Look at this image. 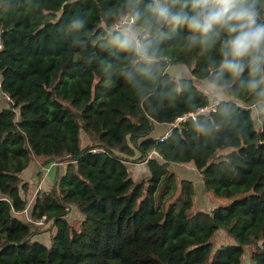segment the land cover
Here are the masks:
<instances>
[{
    "label": "trees",
    "instance_id": "16d2710c",
    "mask_svg": "<svg viewBox=\"0 0 264 264\" xmlns=\"http://www.w3.org/2000/svg\"><path fill=\"white\" fill-rule=\"evenodd\" d=\"M151 2L0 0V264H264V100L226 72L222 94L202 91L222 53L190 48L183 26H154L151 58L117 51L109 32L118 17ZM255 3L264 21V0ZM171 66L191 77L172 76ZM216 100L215 112L200 113ZM191 113L196 120L159 142L156 126ZM41 157L62 164L31 210L33 222L46 217L43 232L54 230L49 245L19 218L32 188L22 174ZM129 164L150 177L136 180ZM187 164L230 203L198 211L194 182L170 169ZM220 232L232 242L215 249Z\"/></svg>",
    "mask_w": 264,
    "mask_h": 264
},
{
    "label": "clouds",
    "instance_id": "9594fccd",
    "mask_svg": "<svg viewBox=\"0 0 264 264\" xmlns=\"http://www.w3.org/2000/svg\"><path fill=\"white\" fill-rule=\"evenodd\" d=\"M259 16L255 0H186L176 9L168 0H152L147 12L133 7L118 17L109 32V43L117 51L151 58L156 54L154 40L145 36L154 26H183L189 33L186 39L190 48L207 51L219 45L222 70L209 78V89L222 94L230 77L264 100V21ZM138 21L144 34L138 30ZM83 23L82 18H76L73 27L82 28ZM163 34L161 31L157 36ZM144 71L150 74V69Z\"/></svg>",
    "mask_w": 264,
    "mask_h": 264
},
{
    "label": "rangeland",
    "instance_id": "374dc122",
    "mask_svg": "<svg viewBox=\"0 0 264 264\" xmlns=\"http://www.w3.org/2000/svg\"><path fill=\"white\" fill-rule=\"evenodd\" d=\"M139 30V29H138ZM169 73L174 76V77H177V78H190L191 77V74H190V70L184 66H171L170 69L168 70ZM208 84V82H207ZM207 84H202L199 82V87L200 89H202V91H204L209 97L210 96H217L216 92L209 89ZM217 98V97H216ZM6 103H7V100L5 98H2V100L0 101V104L2 106H6ZM85 138H86V135L85 133L82 131L81 132V145L84 146L85 144ZM48 161V159H46ZM53 161H56L58 162L59 160L55 159V160H51L49 159L48 162H46L44 165L42 164V167L40 170H38V172L34 171V170H31L32 173L30 174V176L35 172L37 177H40V174L42 173L44 175V183L41 185H37L35 188H34V191H33V195L30 196V200H29V204L30 202L33 201V197H35L39 191V189H44V190H51L52 186H53V183L56 179L55 177V169L58 168V167H51L50 168V164H52ZM180 166H175L174 168V171H175V174L177 175V177L179 179H187V177H184L182 174L183 170L182 168H179ZM50 168V169H49ZM55 168V169H54ZM43 169V171H42ZM46 169H48L46 171ZM42 171V172H41ZM177 172V173H176ZM34 173V174H35ZM42 174H41V177H42ZM27 177V176H25ZM32 179L34 181H36L35 179V175L32 176ZM191 179V178H190ZM137 180H140V179H137ZM42 181V182H43ZM48 182V183H47ZM205 197L208 198V199H205L204 198V194L202 193L201 195V203L203 201H205V203L207 204L206 207H201L199 208L200 210H205V211H209L213 208V206H218V205H222V206H225V205H228L230 202L228 200H225V199H219V198H216L213 196V194L211 192H207L205 194ZM28 204V206H29ZM196 206V205H195ZM30 207V206H29ZM198 207V206H197ZM195 207V208H197ZM198 210V209H197ZM82 219V215L76 211L75 213H71V223L74 225V226H78V223L80 222V220ZM30 222V221H29ZM39 231V230H37ZM54 234V230H48V231H40L38 232L37 235H35L34 239H37L39 241H41L42 243L44 244H50L51 243V237L52 235ZM214 246H215V249H219L221 248L222 246H226L228 244H230L232 241L231 239L224 233V232H220L218 233L214 239ZM251 249L252 247L248 248L246 250V253L244 255V258H243V261L244 263H247L249 262V259H250V253H251Z\"/></svg>",
    "mask_w": 264,
    "mask_h": 264
},
{
    "label": "crops",
    "instance_id": "0c3cea01",
    "mask_svg": "<svg viewBox=\"0 0 264 264\" xmlns=\"http://www.w3.org/2000/svg\"><path fill=\"white\" fill-rule=\"evenodd\" d=\"M171 127H174V125H172V126H163V125H158V126H156V131H155V133L158 135V137H159V135H160V137H161V134H162V136L163 135H165L166 133H169L170 132V130H171ZM87 144H89V140H88V138L86 137L85 138V144H84V146L85 145H87ZM46 159H48V161H49V159H51V160H55L54 158H49V157H41V158H38L37 160H36V162L33 164V166L32 167H30V168H28L26 171H24L23 172V174H22V178L24 179V180H26V181H28V182H30V183H32V188H31V191H30V195H28L27 196V199L28 200H30V196L31 195H33V191H34V188L37 186V185H41V183L43 184L44 183V181H43V179H44V175L42 174V177H41V179L40 180H38L39 179V177H37V175H36V173L34 174H32L31 176H30V174L32 173V171L31 170H34V171H36V172H38V170H40L43 166H42V164L44 165L46 162H48ZM54 162H56V161H53L52 163H54ZM62 165V164H61ZM130 166H129V168L131 169V171H132V175H133V177L137 180V179H140V180H142V179H144V178H149L150 177V171H149V169L147 168V166L146 165H144V164H129ZM175 166H180L179 168H182V170H183V176L184 177H187V179H190V180H192L193 182H194V185H195V187H196V191H197V197H196V207H197V209H198V211H202V210H200L199 208H201V207H206L207 206V204L205 203V201H203L202 203H201V195H202V193L204 194V198L205 199H208V198H206L205 197V194L207 193V189H206V187H205V184H204V181H203V176H202V174L199 172V171H197V169L193 166V164H187V165H172L171 167H170V169H171V171L173 172V173H175V171H174V168H175ZM174 167V168H173ZM44 168V167H43ZM50 169V168H49ZM55 169V168H54ZM48 169H46V171H47ZM55 170H57V168L55 169ZM42 171H43V169H42ZM41 171V172H42ZM56 172V171H55ZM177 173V172H176ZM33 175H35V179H36V181H34L33 179H32V176ZM25 176H27V177H25ZM55 176H56V173H55ZM43 181V182H42ZM39 182V183H38ZM48 183V182H47ZM40 190V189H39ZM40 191H48V190H44V189H41ZM24 196V195H23ZM35 199H36V196L35 197H33V201L32 202H30V204H29V209H28V211L25 213H22V214H20L19 215V218L20 219H22L23 221H28V219H31V210H32V207H33V204H34V202H35ZM205 211V210H204ZM35 240H37V239H35ZM39 241V240H38Z\"/></svg>",
    "mask_w": 264,
    "mask_h": 264
},
{
    "label": "built area",
    "instance_id": "2783aa9c",
    "mask_svg": "<svg viewBox=\"0 0 264 264\" xmlns=\"http://www.w3.org/2000/svg\"><path fill=\"white\" fill-rule=\"evenodd\" d=\"M2 46H1V33H0V50H1ZM2 88V85L0 83V89ZM8 100H10L9 98H7ZM217 104H218V101H214L212 102V104L205 108V109H201L200 110V113H204L205 111H210L211 113L212 112H215L216 111V107H217ZM196 117H197V114H194V113H191L189 115H186L180 119H178V121L176 122V124H174V127L178 126L179 123L181 122H184L186 121L187 118H192L193 120H196ZM170 135V132L169 133H166L165 135H163L161 138H159V142H163L165 139H167V137ZM154 155H158L156 152L153 153ZM61 163L59 162H54L52 164H50V168L51 167H58L60 166ZM28 209H29V206H28ZM28 209L25 211V213L28 211ZM27 214V213H26ZM28 221H30V223H32L34 225V227H37L39 229V231H43L44 227H45V221H46V217H43L40 221H36V222H33V220L31 219H28Z\"/></svg>",
    "mask_w": 264,
    "mask_h": 264
},
{
    "label": "water",
    "instance_id": "95a60500",
    "mask_svg": "<svg viewBox=\"0 0 264 264\" xmlns=\"http://www.w3.org/2000/svg\"><path fill=\"white\" fill-rule=\"evenodd\" d=\"M63 9L60 11V13H59V16H62L63 15ZM204 115H206V116H210V114H211V112L210 111H205L204 113H203ZM80 115L79 114H77V117H79Z\"/></svg>",
    "mask_w": 264,
    "mask_h": 264
}]
</instances>
